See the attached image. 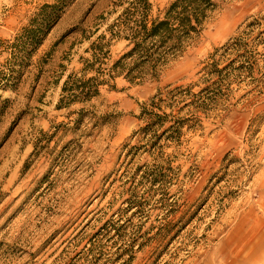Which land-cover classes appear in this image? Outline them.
Masks as SVG:
<instances>
[{
	"label": "rangeland",
	"instance_id": "rangeland-1",
	"mask_svg": "<svg viewBox=\"0 0 264 264\" xmlns=\"http://www.w3.org/2000/svg\"><path fill=\"white\" fill-rule=\"evenodd\" d=\"M118 1L73 0L18 67L8 46L48 0H0V264H264V251L246 260L264 231L251 228L263 216L264 0L225 1L154 76L57 110ZM148 1L154 19L174 0ZM124 45L110 42L103 69ZM175 88L187 93L153 111L185 125L154 146L135 134L141 107Z\"/></svg>",
	"mask_w": 264,
	"mask_h": 264
},
{
	"label": "trees",
	"instance_id": "trees-1",
	"mask_svg": "<svg viewBox=\"0 0 264 264\" xmlns=\"http://www.w3.org/2000/svg\"><path fill=\"white\" fill-rule=\"evenodd\" d=\"M73 0H48L29 20L28 25L13 39L8 46L12 59V66H23L25 60L30 58L42 44L53 26L59 20L64 9ZM227 0H174L165 10L162 17L149 19L152 5L148 0H119L117 7L122 11L106 27L105 33L109 38L104 43L105 35H100L90 43L86 53L90 57L82 59V67L78 73L68 74L60 88V95L56 109H69L73 105H86L100 95V88L109 86L116 78L122 77L125 81L135 84L143 81V78L151 72L154 76L158 67L165 65L170 59L178 56L184 48L203 29L210 16L218 10ZM123 41L124 52L116 59L108 69L101 66L109 58V47L111 41ZM17 72L9 68V78L2 75L4 82L12 83L18 79ZM216 74L221 70H214ZM3 80V79H2ZM139 80L138 82H136ZM175 88L165 94L157 93L148 103L141 107L140 117L147 122L144 127L139 128L135 134L152 136L153 145L156 146L163 137L166 139L180 137V132L185 125V120H177L167 127L169 115L154 112L161 111L162 105L169 101L168 108H173L177 98L187 91H179ZM199 94H190L198 97ZM200 108L203 104L200 99L184 104L183 109L196 105ZM147 107H150L148 109ZM78 115L75 120V128H78L84 118L88 117V111L83 107L72 112ZM157 130H161L157 135ZM175 136V137H173ZM158 179H151L157 182Z\"/></svg>",
	"mask_w": 264,
	"mask_h": 264
},
{
	"label": "bare ground",
	"instance_id": "bare-ground-1",
	"mask_svg": "<svg viewBox=\"0 0 264 264\" xmlns=\"http://www.w3.org/2000/svg\"><path fill=\"white\" fill-rule=\"evenodd\" d=\"M262 202H263V213H262V218H258V219H256V220H254L253 221V223H252V225H251V228H253L254 230L256 229H258L259 230V228L260 227H263L264 226V195H263V197H262ZM244 240V239H243ZM258 241H259V244H258V248H256V243L253 245V247H252V253L250 254V256H248L247 255V257H246V260H249V259H251L250 260V262L251 261H255L257 258H260V259H262L263 258V256H260V254H261V252H263L264 251V231H263V233H261V234H259V236H258ZM262 250V251H260V249ZM249 262V263H250ZM255 263H257V262H255ZM255 263H253V264H255ZM260 264V263H259Z\"/></svg>",
	"mask_w": 264,
	"mask_h": 264
}]
</instances>
